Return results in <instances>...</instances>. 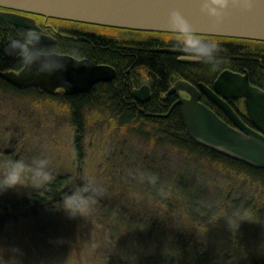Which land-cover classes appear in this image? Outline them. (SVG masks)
Wrapping results in <instances>:
<instances>
[{"label":"rangeland","instance_id":"1","mask_svg":"<svg viewBox=\"0 0 264 264\" xmlns=\"http://www.w3.org/2000/svg\"><path fill=\"white\" fill-rule=\"evenodd\" d=\"M68 108L66 100L61 98L47 99L24 92L16 96L0 93V185L5 184L6 177L14 169L19 171V181L15 186L0 189V264H106L111 258L115 262L123 259L119 250L125 247L132 254L140 255L143 243L129 240V235L144 232L154 240V231L142 221L129 228L133 231L127 232L124 226L130 225L129 216L125 218L124 225L115 223L116 226L112 225L114 215L106 216L111 205L106 204V199L113 197L119 200L116 186L127 184L113 178L111 173L113 166H120L121 161L108 160L118 137L114 138L115 135L103 127L102 121L94 119V115L83 112L86 135L78 157ZM124 137L128 138L127 135ZM108 139L111 140L109 143ZM137 146L142 150L148 148L139 143ZM162 162L158 161L160 170H163ZM195 164L193 159L185 163L191 169ZM185 165L181 161L164 166L175 172ZM191 173L204 176L202 170ZM59 176L66 177L68 181L54 200L52 195H37L43 185L52 183ZM220 177L222 184L229 182L238 189L243 185L235 178ZM197 180L204 185L205 180ZM156 183L159 188L171 189L175 193L168 198L169 206H156L149 196L139 201L163 216L159 221L158 234H167L172 228H168L167 221L173 218L172 230L189 227L204 243L198 251L192 249L194 254L197 252L198 260L190 256L184 264L234 261L236 264H264V202L259 201L260 206L254 208L249 197L233 195L226 209L211 213L212 221L214 218L216 221L206 234L200 224L184 219L194 213L191 201L200 198L192 188V195L186 194L184 187L190 180L181 175L176 180L159 178ZM202 184H196L194 188L200 189ZM136 185L135 192L142 186V181L137 180ZM263 192L259 198L264 197ZM33 194L37 195L35 200L31 197ZM81 197L86 198V211L82 215H70L66 209L83 204ZM129 200L128 195L123 199ZM199 200L204 205L210 200L214 202L207 197ZM244 210H247L246 215L240 216ZM99 211L101 216L112 221H107L109 227L102 223ZM157 243L152 241L153 245ZM225 247H228V253L224 251ZM236 252L239 253L235 257Z\"/></svg>","mask_w":264,"mask_h":264},{"label":"trees","instance_id":"2","mask_svg":"<svg viewBox=\"0 0 264 264\" xmlns=\"http://www.w3.org/2000/svg\"><path fill=\"white\" fill-rule=\"evenodd\" d=\"M17 36V31L11 25L0 21V71L10 68L14 63L15 55L10 54L7 46L10 39ZM214 39L232 43L220 45L221 49L214 65L205 62L196 65L182 64L169 56L151 52V46L147 42L134 41L126 37L109 38L89 34L79 36L71 33L70 37L60 38L59 44L56 46L60 53L89 58L95 63L109 65L118 72L114 80L97 84L86 94L61 98L66 100L69 106L68 111L71 116L74 145L78 157L82 153V142L86 135V120L83 119V112L94 115V119L102 121L103 127L115 135L114 138L118 137L108 160L119 159L121 161L120 166H113L111 173L113 178L124 180L127 184L116 186L119 200L113 197L106 199V204H111L107 209L106 216L114 215L115 221L113 223L108 221L105 216H101L99 211L102 223L107 227H109L107 221L114 226H116L115 223L124 225L127 221H124L125 218L129 216L131 223L129 226H124L127 232L133 231L129 228L138 225L140 221L154 231V240L144 232L128 236L129 240L133 242L143 243L142 248L144 249L139 256L135 253L132 254V251L130 252V249L125 247L119 250L123 259H118L115 262L111 258L106 264H184L190 256L198 260L197 252L194 254L192 249L196 248L198 251L204 243L193 230L189 227L172 230L171 220L173 218H170L167 224L168 228H172L168 230L167 234L160 235L158 227L163 216L155 213L156 210L153 207L139 203L149 196L153 200L152 204L161 207L169 206L168 198L175 195L174 190L159 188L156 183L159 178L176 180L179 176L184 175L187 180H190V183L184 187L186 194L191 196L192 191L195 190V194L200 198L191 201L194 210L192 213H194L191 216L186 215L184 219L200 224L206 230V234L212 223L216 221L215 218L212 221L211 213H217L222 208L226 209V204L233 199V195L237 198L249 197L254 208L260 206L259 201L264 202V197L259 198L264 190V170L246 166L194 143L185 131L179 112L174 111L168 118L146 117L141 115L130 103L127 86L129 83L137 86L141 82H151L152 78L154 83L156 79H160L162 87L182 78L188 82H201L224 66L234 69L245 67L249 71L253 83L264 91V42L215 37ZM129 68L132 75L125 82L121 73L126 72ZM0 93L16 96L22 91L9 86L0 78ZM29 94L33 96V93ZM151 99L153 108L161 107L160 99L156 96ZM94 126L96 127V124ZM125 135L128 138L124 137ZM110 141L108 139L107 143ZM137 143L145 147L148 146V148L142 150L137 146ZM133 145L135 149L132 148ZM159 159L163 161V170H160ZM192 159L196 164L191 169L185 163H189ZM181 161L186 167L177 168L175 172L164 166L168 163ZM151 169L154 170L150 174ZM186 169L187 171H185ZM200 170L204 172V176L190 174L192 171L199 172ZM220 176L225 179L235 178L243 185L239 186L241 189H238L237 186H233L229 182L222 184ZM197 179L205 180L204 185ZM137 180L142 181V186H139L140 189L135 192L134 187L137 189ZM67 181L68 179L63 176L54 178L52 183L43 185L37 195H52L54 200ZM196 184H202L200 189L194 188ZM37 195L33 194L32 199L35 200ZM127 195L130 196V200L123 201ZM262 195L264 196V192ZM202 197L211 198L214 202L210 200L207 205H204L199 200ZM123 203H127V205L124 206ZM203 212H205V216ZM246 213L247 210H244L239 215L245 216ZM151 240L158 243L153 245ZM149 242L152 245H149ZM227 250L228 247H225L224 251L227 252ZM238 253L233 255L236 257ZM222 256L229 259L225 254ZM136 257L137 260H134ZM134 261L137 262L134 263ZM236 263L237 261L225 264Z\"/></svg>","mask_w":264,"mask_h":264},{"label":"water","instance_id":"3","mask_svg":"<svg viewBox=\"0 0 264 264\" xmlns=\"http://www.w3.org/2000/svg\"><path fill=\"white\" fill-rule=\"evenodd\" d=\"M21 13L115 29L174 34L177 33L171 31L169 19L179 14L202 36L264 42V0H226L222 7L213 0H0V21L36 29L33 21ZM41 42L49 45L51 40L41 37ZM63 56L67 57L65 66L50 75L22 68L19 73H0V77L20 89L34 87L50 94L62 89L65 95L87 92L95 84L115 77L114 69L107 65H93L87 59ZM199 88L230 116L232 124L222 122L200 104L192 85L178 80L169 93L184 91L190 95L189 100L177 102L181 105L188 137L217 154L264 170V92L250 85L247 74L223 71L214 82V91L222 98L245 99L253 127L250 128L239 121L222 99L202 84ZM144 89L134 92L138 101L143 102L138 93Z\"/></svg>","mask_w":264,"mask_h":264},{"label":"flooded vegetation","instance_id":"4","mask_svg":"<svg viewBox=\"0 0 264 264\" xmlns=\"http://www.w3.org/2000/svg\"><path fill=\"white\" fill-rule=\"evenodd\" d=\"M22 14V13H21ZM29 19L33 21V25L36 29L40 30L42 33V37H45L48 40H51V43L49 45H44L49 48L56 49L57 44H59L60 38L62 37H70L71 33L77 34L79 36L89 34V35H99V36H106L109 38H120V37H126L130 38L134 41H142L147 42L151 46L150 51L156 54L169 56L173 60L186 64V65H196L199 63H202V61L198 60L194 56L190 55L189 53L182 54L184 49L179 46L177 43L179 36L178 34L174 33H162V32H150V31H136V30H127V29H114V28H108V27H101V26H95V25H89V24H83V23H77V22H70V21H64V20H57L52 18H45L42 16H36V15H27L22 14ZM15 31H17L19 37L20 32L26 31L28 29L17 27L11 25ZM208 39H214V37H206ZM218 40V39H216ZM220 45L225 44H232L230 42H226L223 40H218ZM163 50H168V52H165ZM58 54L61 55H69L58 52ZM76 59H87L89 60L93 65H106L102 63H95L91 61L89 58L85 57H75ZM109 66V65H107ZM111 67V66H109ZM23 68V65L21 64L18 57L15 56L14 63L12 66L6 70L0 71V73L4 72H12V73H19V71ZM113 68V67H111ZM131 68V67H130ZM128 69L126 72L121 73V76L124 78L125 82L130 78L132 75L131 69ZM115 71V77L112 79L114 80L118 72L113 68ZM223 71H230L239 75H245L247 74L249 83L252 87H257L253 81L251 80V75L249 71L244 67L240 69H234L232 67L224 66L221 69H219L216 73L213 75H210L203 81H196V82H188L185 79H178V80H184L188 82L190 85H192L195 90L198 93V102L202 105H204L207 109H209L212 113L216 115L222 122L229 124L231 126L232 119L228 114L222 110L202 89L199 88V84H202L206 87V89L215 94L218 98L222 99V101L232 110L234 115L239 119L240 122L244 123L250 128H253L251 125V118L248 116L246 109H245V103L244 98H228L224 99L221 96H219L213 88L214 82L217 79V77L223 72ZM6 84L9 86L28 93L36 94V96H42L44 98H65V97H71L76 95H82L86 94L89 91L92 90V88L100 83L95 84L92 86L87 92L74 94V95H65L64 91L62 89L56 90L54 94L47 93L45 91H40L34 87H26V88H17L5 81L2 77H0ZM111 80V81H112ZM153 78L150 79L151 82H141L137 86L131 85L129 83L128 86V93L130 98V103L141 113V115L146 117H153V118H168L174 111L179 112L181 117V105L177 104L180 100H189L190 95L184 91H175L173 93H169L170 88L174 85L176 81H172L169 84L165 86H161L160 79H156L155 83L153 82ZM109 81V82H111ZM108 83V82H105ZM104 84V83H102ZM145 88L141 93H138V96L142 101H138L135 96L134 92L136 90H139L141 88ZM261 90V89H260ZM264 92V91H263ZM156 96V98L161 100V107L160 108H153L151 104V98ZM35 99V98H34ZM38 99H40L38 97ZM160 115H166L165 117H158ZM182 120V117H181Z\"/></svg>","mask_w":264,"mask_h":264},{"label":"clouds","instance_id":"5","mask_svg":"<svg viewBox=\"0 0 264 264\" xmlns=\"http://www.w3.org/2000/svg\"><path fill=\"white\" fill-rule=\"evenodd\" d=\"M213 2L222 7L226 0H213ZM212 11L215 12L214 9ZM169 23L171 31L178 34L177 43L184 51L202 62L215 64L221 49L218 40L200 35L179 14L170 16ZM41 37L42 33L38 29L22 31L18 38L10 39L7 50L19 58L25 71L50 75L65 66L67 57L59 55L57 49L44 46ZM18 181L19 171L14 169L6 177L5 184L0 185V189L13 187ZM81 201L83 204L78 203L75 208L66 209L70 215H82L86 211V198L81 197Z\"/></svg>","mask_w":264,"mask_h":264}]
</instances>
